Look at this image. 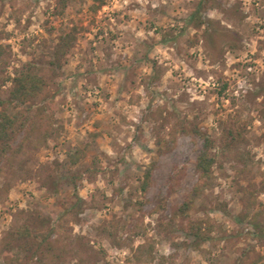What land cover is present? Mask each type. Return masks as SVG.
I'll return each mask as SVG.
<instances>
[{
	"label": "rangeland",
	"instance_id": "obj_1",
	"mask_svg": "<svg viewBox=\"0 0 264 264\" xmlns=\"http://www.w3.org/2000/svg\"><path fill=\"white\" fill-rule=\"evenodd\" d=\"M200 2L0 0V98L28 63L54 96L43 120L17 110L34 123L0 164V264H264V0ZM37 214L52 249L28 261L8 243Z\"/></svg>",
	"mask_w": 264,
	"mask_h": 264
},
{
	"label": "trees",
	"instance_id": "obj_2",
	"mask_svg": "<svg viewBox=\"0 0 264 264\" xmlns=\"http://www.w3.org/2000/svg\"><path fill=\"white\" fill-rule=\"evenodd\" d=\"M200 6L204 0H200ZM102 3V2H101ZM198 21V26L202 25V19L197 14L192 16V20ZM69 36L61 38L59 48L55 52L53 57L55 61L60 60L66 53V49L71 45ZM3 59L2 50L0 49V62ZM56 62H52L51 66L57 65ZM15 89L11 94V100L5 101L0 98V109L6 108L8 104L12 106L11 109L15 111L13 115H8L6 112L0 111V164L4 159V156L11 155L14 157V141L18 134L22 133L28 125H33L34 119L31 116H24L21 112H17L20 108L37 107V116L39 120L44 119L45 112L48 111L53 102V94L51 84L48 81L44 68L37 66L34 63L24 64L22 68L16 72L14 79ZM41 105V106H40ZM8 108V107H7ZM203 138L204 144L201 153L196 161V170L200 173L201 177L207 178L211 174V170L215 165L214 156L211 151L214 146L213 140L206 134L197 132ZM151 171L145 174L146 182L142 184L143 191L148 189V181L151 179ZM189 210L188 204H184L180 208V213L187 214ZM49 219L42 216V214L34 215L26 221L24 226L15 232L12 237V241L9 242L10 250L17 249L22 254H25L28 261L36 258L42 248H48L51 250V244L49 243L51 233L48 237H44L40 232L43 229L51 230ZM256 237L259 242L264 241V223H259L255 226ZM189 235L199 243L210 240V233L214 227L208 222H190ZM204 230H208V233H204ZM42 235V236H38ZM39 237L42 238V242H39ZM44 248V249H45ZM14 259V258H13ZM16 259V258H15ZM17 260V259H16ZM255 264H260V261H255ZM7 264H13L12 261H8Z\"/></svg>",
	"mask_w": 264,
	"mask_h": 264
}]
</instances>
